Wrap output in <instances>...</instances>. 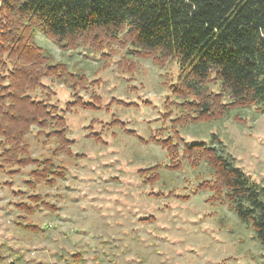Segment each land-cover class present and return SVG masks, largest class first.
Returning a JSON list of instances; mask_svg holds the SVG:
<instances>
[{
  "label": "trees",
  "instance_id": "obj_1",
  "mask_svg": "<svg viewBox=\"0 0 264 264\" xmlns=\"http://www.w3.org/2000/svg\"><path fill=\"white\" fill-rule=\"evenodd\" d=\"M37 33L65 51L85 48L103 63L116 58L121 75L133 73V59H150L159 67L176 62L178 74L168 83L170 95L158 118L163 126L147 138L136 135L164 149L168 161L138 169V177L152 185L161 168L178 171L182 160L194 169L205 164L208 178L188 182L187 193L175 196L188 200L208 191L206 200L225 205L264 247V187L214 146L221 142L215 134L209 142H186L179 135L190 123L222 118L235 108L264 113V0H0V172L11 178L31 166L24 181L31 193L15 204L26 216L53 208L34 190L64 179L66 169L58 158L73 156L64 111L101 108L94 91L98 81L56 60L37 42ZM44 79L72 92L63 109L51 103L53 92ZM89 88L90 99L83 101L78 91ZM111 123L122 124L115 118ZM33 127L35 139L53 143L48 156H32L27 136ZM86 137L101 141L99 133Z\"/></svg>",
  "mask_w": 264,
  "mask_h": 264
},
{
  "label": "rangeland",
  "instance_id": "obj_2",
  "mask_svg": "<svg viewBox=\"0 0 264 264\" xmlns=\"http://www.w3.org/2000/svg\"><path fill=\"white\" fill-rule=\"evenodd\" d=\"M36 40L71 71L98 81L94 91L101 108L64 111L73 152L72 157L58 158L65 178L34 190L52 209L26 216L15 206L31 193L24 183L31 166L11 178L0 172V264H264V247L251 229L225 205L207 201L208 191L188 200L175 196L187 193L188 182L208 178L205 164L194 169L182 160L178 171L161 168L160 179L152 185L138 177V169L168 161L164 149L144 144L136 135L147 138L163 126L158 118L170 95L168 83L178 74L176 62L159 67L150 59H133V73L121 75L116 58L103 63L88 49L65 51L40 33ZM43 83L59 108L73 99L65 84L50 79ZM78 95L88 101L90 88ZM112 118L122 124H112ZM35 131L33 127L27 136L32 156H48L53 143L44 145L43 138L35 139ZM90 132L99 133L101 141L86 137ZM168 133L162 130L161 135ZM213 134L221 140L214 146L264 187V113L235 108L222 118L179 129L186 142H209ZM23 223L33 228L24 229Z\"/></svg>",
  "mask_w": 264,
  "mask_h": 264
}]
</instances>
